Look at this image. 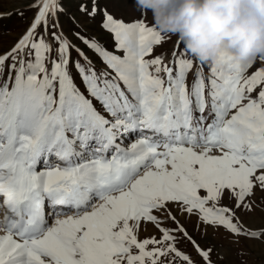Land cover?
Instances as JSON below:
<instances>
[{"label": "snow or ice", "instance_id": "6c2138e0", "mask_svg": "<svg viewBox=\"0 0 264 264\" xmlns=\"http://www.w3.org/2000/svg\"><path fill=\"white\" fill-rule=\"evenodd\" d=\"M129 2L0 14L32 13L0 40V264H225L193 218L238 256L264 244V219L247 222L264 205V59L206 64L181 39L155 54L171 36L137 6L126 19Z\"/></svg>", "mask_w": 264, "mask_h": 264}, {"label": "clouds", "instance_id": "9594fccd", "mask_svg": "<svg viewBox=\"0 0 264 264\" xmlns=\"http://www.w3.org/2000/svg\"><path fill=\"white\" fill-rule=\"evenodd\" d=\"M163 34L203 63L230 50L241 63L264 59V0H135Z\"/></svg>", "mask_w": 264, "mask_h": 264}, {"label": "rangeland", "instance_id": "374dc122", "mask_svg": "<svg viewBox=\"0 0 264 264\" xmlns=\"http://www.w3.org/2000/svg\"><path fill=\"white\" fill-rule=\"evenodd\" d=\"M27 0H0V14H7L14 9H18L26 3ZM135 0H130L128 5L125 8V18L132 19L133 17L139 15L138 12L133 9L136 7ZM32 13L26 14V19L22 20L18 16L13 15L11 19H4L0 21V25H2L5 32L0 34V40L5 41V47L8 46V42H10L14 37L18 36L21 32L24 31L26 27L27 19L31 18ZM146 21L150 24L152 23L151 13L146 14ZM99 17H97V21ZM92 31L102 40L106 41L111 47V38L108 33L104 32L98 25V23H93L91 25ZM178 38L171 36L170 39L164 43L161 47L155 49V54H160L162 52H166L170 57L173 48L176 44ZM184 47V45H182ZM91 55V53H89ZM190 55V54H189ZM191 56V55H190ZM259 66V65H257ZM262 219H264V205L258 207L256 213L253 216L247 218V222L252 224L253 226H258ZM189 231L193 233L198 239L201 237H205L201 242L205 244H213L216 245L217 251L219 253H225L227 255V260L225 264H241V261H247V264H264V244H261L258 241H244L239 246L241 250H246L247 255L241 257L237 255L236 247L230 245L229 240L225 239L227 234L220 230L219 232L214 231L211 227L207 229L205 232L203 228L197 232L196 231V220L192 219L191 223L187 224ZM151 231V229H149ZM143 235H147V233H143ZM189 250H191L189 248ZM216 258L215 256L213 257Z\"/></svg>", "mask_w": 264, "mask_h": 264}]
</instances>
